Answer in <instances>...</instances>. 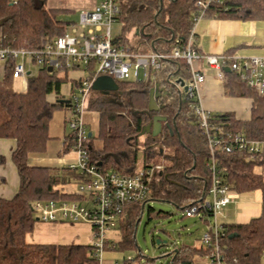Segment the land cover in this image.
I'll list each match as a JSON object with an SVG mask.
<instances>
[{
	"label": "trees",
	"instance_id": "trees-1",
	"mask_svg": "<svg viewBox=\"0 0 264 264\" xmlns=\"http://www.w3.org/2000/svg\"><path fill=\"white\" fill-rule=\"evenodd\" d=\"M47 0H0V35L11 47H41L63 35L67 25L58 18V9L46 7ZM197 0H120L118 20L123 23L119 43L133 50L169 52L176 38L186 40L194 26ZM206 17L220 19H264V0H224L214 4ZM93 64L91 65V68ZM57 70L40 67L29 76L25 90L13 87L12 61L0 72V138L16 140L12 160L20 177L18 190L11 198L0 197V264H99L92 244L28 242L27 235L39 220L33 211L36 200L79 198L60 194L57 186L82 180L85 174L70 166H34L29 159L45 151L49 126L57 108L72 110L70 101H60L62 84L68 80ZM189 75V66L180 59H167L154 80L118 81L113 92L93 90L87 107L99 113L101 146L93 144V135L85 141L91 161L101 162L105 170L132 174L142 164H160L163 169L152 180L150 200L167 201L185 209L204 199L210 185L206 166L208 143L197 117L178 90L167 81L169 72ZM226 92L252 98L249 119H239L232 112H214L226 130L244 132L253 139H264V95L250 88L232 72H226ZM95 75L93 74L92 79ZM81 79L73 82L78 88ZM160 116L162 130L141 135ZM143 136L140 151V137ZM77 143L72 132L65 135L63 151ZM227 182L237 192L262 191V212L248 223L222 224L221 251L226 264H264V177L254 170L256 163L244 151L220 153ZM145 205L126 208L121 219V238L116 246L105 248L126 251L136 246L135 231ZM163 211L149 208V216ZM185 216V214H184ZM209 252L204 246H175L168 264H203ZM140 256V255H139ZM135 258H133L134 260Z\"/></svg>",
	"mask_w": 264,
	"mask_h": 264
},
{
	"label": "built area",
	"instance_id": "built-area-1",
	"mask_svg": "<svg viewBox=\"0 0 264 264\" xmlns=\"http://www.w3.org/2000/svg\"><path fill=\"white\" fill-rule=\"evenodd\" d=\"M90 8L81 10L80 28L74 27L77 35L67 31L41 47H11L3 42L0 35V62L12 61L14 79H21L26 85L34 67H50L63 71L85 63L88 77H82L78 92L72 95V110L68 120L77 143L78 163L69 165L85 174V178L58 185L60 194L79 198L59 200H36L32 208L37 218L47 222H87L94 232L93 256L99 264H106L103 252L106 245L115 247V242L106 237L107 231L118 230L126 208L132 205L146 206L150 199L152 180L161 174L162 164H148L139 167L132 174L105 170L101 162L91 161L87 147V126L81 119V106L87 103L92 91L93 74L107 73L118 81L154 80L155 73L161 70L167 59H180L189 66V75L169 72L167 81L179 92L180 99L187 103L197 117L201 132L209 147V159L206 163L210 173V185L207 195L196 204L185 209V216L200 215L208 222L207 231L200 238V245L209 249L205 255L206 264H226L221 251L220 237L224 235L222 224L216 216L219 209L233 199L232 189L227 182L221 166L220 153L244 151L249 158L264 161V139H253L244 132L226 130L222 122L215 119L214 112L206 110L200 102V87L205 74L195 66L204 60L214 68L219 78L225 75V67L245 82L247 86L264 95V56H245L234 52L204 53L196 45L195 25L206 17V12L214 4H223L224 0H197L194 26L186 40L176 38L175 47L169 52H159L151 48L148 51L133 50L123 45L111 34V25L119 21L120 0H91ZM123 25V23H122ZM93 67L91 68V65ZM214 216V222L209 220ZM174 251H172V254ZM128 256L123 264H132ZM110 264H120L117 260Z\"/></svg>",
	"mask_w": 264,
	"mask_h": 264
},
{
	"label": "rangeland",
	"instance_id": "rangeland-1",
	"mask_svg": "<svg viewBox=\"0 0 264 264\" xmlns=\"http://www.w3.org/2000/svg\"><path fill=\"white\" fill-rule=\"evenodd\" d=\"M93 3L88 0H47L46 7L58 9V18L67 25V32L70 35H77L73 29L80 28V13L85 8H90ZM122 33V22L114 21L111 25V34L114 38ZM150 50V49H149ZM2 64V62H1ZM79 70L83 72L86 78L89 70L85 68V63L80 65ZM38 66L34 67L33 74L38 71ZM32 74V75H33ZM115 80L107 73H101L94 77L93 84L100 92H113ZM27 85L21 79L13 80L15 90H23ZM78 89V88H77ZM76 89V92L78 90ZM90 98V97H89ZM71 110L65 108H57L54 111L49 126L50 139L48 140L45 151L36 153L37 157L51 166H69L78 163V151L73 147L69 151L64 152L63 141L66 134L72 132L69 125ZM81 119L87 126V134L92 133L93 144L96 147L101 146V140L98 139L99 134V113L87 107V103L81 106ZM66 120V121H65ZM143 136L140 137L139 148L142 149ZM45 159V160H44ZM138 167H142V156L139 155ZM41 163V162H39ZM162 164V163H160ZM254 170L264 177V162L256 163ZM73 180L70 187H76ZM58 187V186H57ZM152 207L157 211H163L161 216H149V208ZM223 211L221 208L217 212L218 224H223ZM214 222V216L208 218ZM208 222L201 219L200 215L184 216L183 211L176 205L160 200H150L146 204L144 212L136 226L135 240L136 246L133 249L121 251L106 248L103 252V258L107 262L117 260L120 264L125 262L128 256L135 258L132 264H168L170 256L168 254L175 246L187 245L195 246L203 233L207 231ZM74 234L79 235V239H75ZM106 237L117 242L121 238V234L117 230L107 231ZM160 239L166 244L158 245L155 240ZM28 242H57L64 240L67 243L79 241L77 243L92 244L94 241V232L87 222H47L37 220L34 229L27 235ZM140 255V256H139ZM207 259L203 258L202 263L206 264Z\"/></svg>",
	"mask_w": 264,
	"mask_h": 264
},
{
	"label": "crops",
	"instance_id": "crops-1",
	"mask_svg": "<svg viewBox=\"0 0 264 264\" xmlns=\"http://www.w3.org/2000/svg\"><path fill=\"white\" fill-rule=\"evenodd\" d=\"M88 1L90 2L91 0ZM195 34L197 38L196 45L204 53L234 52L245 56H264V19L241 20L204 17L196 23ZM195 66L202 70L206 76L199 92L200 102L206 110L211 112H232L239 119L250 118L252 98L229 95L226 92V74L223 78H219L216 70L204 60L196 62ZM5 67L6 63L2 62L1 64L0 62L1 73ZM79 68L81 66H75L68 70V80L61 87L63 99H70L77 89L73 87V82L84 77L83 72ZM59 75L64 76L65 71L59 72ZM15 146V139L0 138V197H13L20 184L18 170L12 160V151ZM29 162L34 166H51L45 165L36 154L30 157ZM223 208V224L248 223L251 219L260 216L262 212V191L260 189L245 192L234 190L232 201ZM117 231L119 232V229ZM73 237L76 240L80 238L78 234H74ZM77 242L79 241L71 243ZM36 243L66 244L67 242L62 240V242ZM195 246H201L200 239ZM110 262H107V264H110Z\"/></svg>",
	"mask_w": 264,
	"mask_h": 264
},
{
	"label": "water",
	"instance_id": "water-1",
	"mask_svg": "<svg viewBox=\"0 0 264 264\" xmlns=\"http://www.w3.org/2000/svg\"><path fill=\"white\" fill-rule=\"evenodd\" d=\"M48 70H49V71H53L52 66L48 67ZM224 70H225V71H229V68H228V67H225ZM114 84H115V83H114ZM114 86H115V87H114V89H115V88H116V85H114ZM92 87H93V89L97 90V89L95 88L94 84L92 85ZM60 101L66 102V101H70V100H68V99H61ZM162 120H163L162 117H160V116H156V117L154 118V122H153L152 125H148V126H146L145 128H143V130H142V132H141V135H144L145 133L150 132V131H152L153 135H158V134L161 132V130H162ZM88 135L91 136L92 133L89 132ZM155 242H156V244H158V245H163V244H166V243H167V241H163V242H162L160 239H156ZM172 251H174V249H173ZM172 251L168 254V256H170V255L172 254Z\"/></svg>",
	"mask_w": 264,
	"mask_h": 264
}]
</instances>
